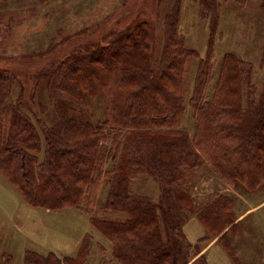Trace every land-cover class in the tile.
<instances>
[{
    "label": "trees",
    "instance_id": "obj_1",
    "mask_svg": "<svg viewBox=\"0 0 264 264\" xmlns=\"http://www.w3.org/2000/svg\"><path fill=\"white\" fill-rule=\"evenodd\" d=\"M195 2L211 20L206 58L178 34L175 9L164 22L159 58L158 37L143 17L125 16L75 34L60 30L52 55L45 57L55 60L37 78L71 99L62 95L55 102L52 121L32 108L35 97L26 100V89L11 100L17 74L0 69V174L34 208L87 212L112 245L111 264L202 261L200 244L189 243L184 234L191 216L207 230L200 241L217 240L233 264H241L230 246L231 235L243 226L234 199L217 191L195 201L190 182L195 170L205 168L249 195L262 189L264 88L254 83L253 65L232 53L223 56L214 74L221 2ZM192 58L199 62L191 82ZM90 103L103 107L102 117L89 113ZM187 104L192 130L183 127ZM140 178L158 186V198L134 190ZM104 185L102 218L95 212ZM91 240L89 235L74 257L26 251L24 264H87Z\"/></svg>",
    "mask_w": 264,
    "mask_h": 264
},
{
    "label": "rangeland",
    "instance_id": "obj_2",
    "mask_svg": "<svg viewBox=\"0 0 264 264\" xmlns=\"http://www.w3.org/2000/svg\"><path fill=\"white\" fill-rule=\"evenodd\" d=\"M220 2L219 25L213 37L214 74L218 72L225 54H235L253 65L254 83L261 90L264 88V0ZM174 9L178 10V34L185 40L187 47L206 58L212 34L209 30L211 20L201 15L195 0H1L0 69L10 68L18 78L11 100H16L26 89V100L31 95L35 97L32 108L40 116L52 121L55 102L62 95L70 98L64 93L60 94L50 81L45 83V80H41L37 83V78L43 73L44 67L55 60L45 57L52 55L50 46L52 42H58L56 39L60 30H64L67 35L68 32L75 34L84 30L93 31L99 25L114 24L121 17L124 19L128 16L129 21L143 17L151 23L150 33L158 37L160 44L154 53L159 58L166 35L164 22ZM140 10L145 11L144 14L141 15ZM198 62L197 58L190 60L191 82ZM88 105H91L87 109H90L89 113L103 116L100 104ZM193 124L192 110L187 104L183 127L193 129ZM194 173L190 186L193 185L191 195L195 201L206 199L217 191L234 199V208L237 214L242 215L240 219L243 226L241 232L239 229L235 235H231L230 246L232 244L240 263L264 264V186L258 193L249 195L242 188L221 182L211 169L200 168ZM133 188L152 199L159 196L158 186L150 179L140 178ZM106 189V185L101 187L100 202L95 212L96 216L102 218L104 214L98 207L106 200ZM117 216L114 214L112 217ZM184 234L189 243L200 244L202 261L199 259L195 264H233L217 240L206 243L200 241L206 238L207 230L196 216L190 217ZM89 235L92 240L87 264H111L112 245L94 229L87 212L77 207L59 210L34 208L27 203L19 189L0 174V264H24L26 251L74 257Z\"/></svg>",
    "mask_w": 264,
    "mask_h": 264
}]
</instances>
